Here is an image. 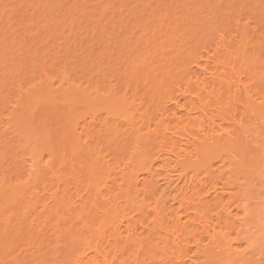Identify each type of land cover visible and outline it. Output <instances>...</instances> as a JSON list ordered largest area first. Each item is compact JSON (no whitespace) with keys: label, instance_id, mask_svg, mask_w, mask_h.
I'll use <instances>...</instances> for the list:
<instances>
[{"label":"bare ground","instance_id":"obj_1","mask_svg":"<svg viewBox=\"0 0 264 264\" xmlns=\"http://www.w3.org/2000/svg\"><path fill=\"white\" fill-rule=\"evenodd\" d=\"M0 264H264V0H0Z\"/></svg>","mask_w":264,"mask_h":264},{"label":"rangeland","instance_id":"obj_2","mask_svg":"<svg viewBox=\"0 0 264 264\" xmlns=\"http://www.w3.org/2000/svg\"><path fill=\"white\" fill-rule=\"evenodd\" d=\"M237 8H239V9H241V13L242 14H247L246 16H248V17H250V18H252V21H254L255 20V18H254V16H252V15H250L248 12H247V6L246 5H244L243 3H241L240 1H237ZM169 105V106H168ZM168 106V108H172L173 106H172V104H166V107ZM158 163H156V165H155V168H157L158 169ZM217 167V166H216ZM215 167V168H216ZM157 184H158V186H160V187H162L163 185H164V183L161 181V179H159L158 181H157ZM176 184H179V181H178V179H177V176H176V174L174 173L173 174V181L170 183V185H171V187L172 188H174L175 186H176ZM194 191V189L193 188H189V190H188V192H189V194L191 193H193V191ZM188 192H187V194H188ZM209 199H211V197L209 198ZM167 208L169 209V210H179V205H178V203L177 202H175V201H172V200H167ZM228 208H229V210L231 211V213L233 214V215H236L237 214V209H236V207L234 206V205H228ZM218 211V210H217ZM216 211V212H217ZM183 212V211H182ZM182 214V213H181ZM136 218H137V216H135ZM133 221V220H132ZM232 237H234V235H232ZM235 247H239V244H237V243H234L233 244ZM192 248V247H191Z\"/></svg>","mask_w":264,"mask_h":264}]
</instances>
